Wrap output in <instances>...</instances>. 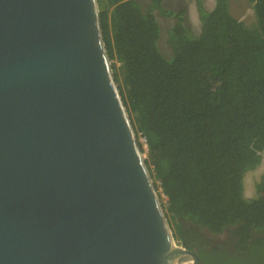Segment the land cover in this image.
I'll return each instance as SVG.
<instances>
[{
    "label": "water",
    "instance_id": "1",
    "mask_svg": "<svg viewBox=\"0 0 264 264\" xmlns=\"http://www.w3.org/2000/svg\"><path fill=\"white\" fill-rule=\"evenodd\" d=\"M97 0H0V264H178Z\"/></svg>",
    "mask_w": 264,
    "mask_h": 264
},
{
    "label": "trees",
    "instance_id": "2",
    "mask_svg": "<svg viewBox=\"0 0 264 264\" xmlns=\"http://www.w3.org/2000/svg\"><path fill=\"white\" fill-rule=\"evenodd\" d=\"M97 1L115 81L146 140V151L139 144L175 241L203 264H264V174L256 196L244 195L264 150V0H248L254 28L232 16V0H215L210 11L194 0L197 35L185 26L187 11L165 9V0L146 9L138 0ZM154 10L175 20L171 62L158 48ZM224 232V242L210 239Z\"/></svg>",
    "mask_w": 264,
    "mask_h": 264
},
{
    "label": "rangeland",
    "instance_id": "3",
    "mask_svg": "<svg viewBox=\"0 0 264 264\" xmlns=\"http://www.w3.org/2000/svg\"><path fill=\"white\" fill-rule=\"evenodd\" d=\"M144 9L149 7L150 0H138ZM204 6L207 10H212L215 6V0H204ZM162 7L175 12L185 9L187 11L185 26L191 30L194 35L199 34L200 21L197 14L194 0H165ZM230 13L238 20L245 23L249 28H254L258 24L256 11L252 4L248 0H232L229 3ZM154 15L160 26V40L158 42V48L163 57L171 62L173 60V53L168 46L169 33L175 20L173 18H166L161 15L158 10H154ZM119 67V65H117ZM144 151L145 149L143 147ZM144 154V153H143ZM262 160L261 164L254 170L246 173L244 177V195L246 199H252L255 195V185L260 181L264 174V150L260 153ZM146 157V154H144ZM155 184V183H154ZM156 186V184H155ZM158 194L162 205L167 204V199L162 194V190L159 188ZM210 239L214 242L225 239V234L212 235Z\"/></svg>",
    "mask_w": 264,
    "mask_h": 264
},
{
    "label": "flooded vegetation",
    "instance_id": "4",
    "mask_svg": "<svg viewBox=\"0 0 264 264\" xmlns=\"http://www.w3.org/2000/svg\"><path fill=\"white\" fill-rule=\"evenodd\" d=\"M224 234H225V239L224 240H221V241H217V243L218 242H224L225 240H227L228 238H229V234H227V233H225L224 232ZM227 248H228V250H230V252H234V253H237L238 252V250H236V248H235V246L233 245H227ZM237 254H239V253H237Z\"/></svg>",
    "mask_w": 264,
    "mask_h": 264
},
{
    "label": "bare ground",
    "instance_id": "5",
    "mask_svg": "<svg viewBox=\"0 0 264 264\" xmlns=\"http://www.w3.org/2000/svg\"><path fill=\"white\" fill-rule=\"evenodd\" d=\"M191 263L192 262H191V260L188 257H182V258H180L178 264H191Z\"/></svg>",
    "mask_w": 264,
    "mask_h": 264
},
{
    "label": "built area",
    "instance_id": "6",
    "mask_svg": "<svg viewBox=\"0 0 264 264\" xmlns=\"http://www.w3.org/2000/svg\"><path fill=\"white\" fill-rule=\"evenodd\" d=\"M139 142L143 145V147H144L145 149H147V144H146V140H145V138L140 137Z\"/></svg>",
    "mask_w": 264,
    "mask_h": 264
}]
</instances>
